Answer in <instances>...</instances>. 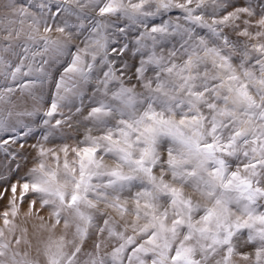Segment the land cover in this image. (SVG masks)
Returning a JSON list of instances; mask_svg holds the SVG:
<instances>
[{"label": "snow or ice", "instance_id": "snow-or-ice-1", "mask_svg": "<svg viewBox=\"0 0 264 264\" xmlns=\"http://www.w3.org/2000/svg\"><path fill=\"white\" fill-rule=\"evenodd\" d=\"M0 264H264V0H0Z\"/></svg>", "mask_w": 264, "mask_h": 264}]
</instances>
